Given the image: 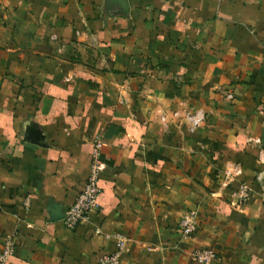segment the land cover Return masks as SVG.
<instances>
[{"label":"crops","instance_id":"1","mask_svg":"<svg viewBox=\"0 0 264 264\" xmlns=\"http://www.w3.org/2000/svg\"><path fill=\"white\" fill-rule=\"evenodd\" d=\"M128 1L0 0V252L100 264L120 235L122 264H264V0ZM99 141L100 208L71 230Z\"/></svg>","mask_w":264,"mask_h":264},{"label":"built area","instance_id":"2","mask_svg":"<svg viewBox=\"0 0 264 264\" xmlns=\"http://www.w3.org/2000/svg\"><path fill=\"white\" fill-rule=\"evenodd\" d=\"M186 121L191 125L192 129H196L204 121L202 114H187ZM102 142H96L93 150L92 162L90 165L89 175L86 186L80 196L77 198L73 206H71L63 219L65 227L68 229H75L80 225L89 222L90 217L96 213L100 208L101 196V175L105 170V165L101 161ZM262 161L264 163V156ZM237 173V172H236ZM234 176L230 177L232 179ZM252 191L246 186L242 185L236 194L239 204L247 203L251 198ZM26 209L30 207L29 200L24 202ZM181 234L184 240L191 239L198 231V224L196 213L189 212L180 223ZM119 240V250L117 253L103 257L100 264H122V255L125 250L126 239L123 236L117 235ZM15 254V244L13 240L7 241L0 252V264H9L10 259ZM191 256L199 264H212L216 260V255L210 250L192 252Z\"/></svg>","mask_w":264,"mask_h":264},{"label":"water","instance_id":"3","mask_svg":"<svg viewBox=\"0 0 264 264\" xmlns=\"http://www.w3.org/2000/svg\"><path fill=\"white\" fill-rule=\"evenodd\" d=\"M106 6L108 10H111L112 7H118V12L117 14L124 15V16H129L130 12V5L128 0H106ZM35 141L36 144H39L37 140H32ZM56 217V218H55ZM65 216L59 215V213H56L54 216L55 220H63Z\"/></svg>","mask_w":264,"mask_h":264},{"label":"rangeland","instance_id":"4","mask_svg":"<svg viewBox=\"0 0 264 264\" xmlns=\"http://www.w3.org/2000/svg\"><path fill=\"white\" fill-rule=\"evenodd\" d=\"M187 117V116H186ZM185 120H186V118H185Z\"/></svg>","mask_w":264,"mask_h":264}]
</instances>
